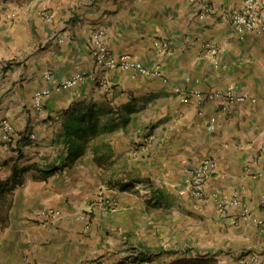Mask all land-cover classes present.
I'll use <instances>...</instances> for the list:
<instances>
[{
    "label": "crops",
    "instance_id": "0c3cea01",
    "mask_svg": "<svg viewBox=\"0 0 264 264\" xmlns=\"http://www.w3.org/2000/svg\"><path fill=\"white\" fill-rule=\"evenodd\" d=\"M201 1L205 18L191 0H0V179H21L0 264H242L240 254L264 253V31L235 30L229 13L243 0ZM99 28L115 56L160 65L167 81L97 66ZM79 72L78 85L58 89ZM229 87L250 98L223 110L182 100ZM42 89L51 94L37 108ZM92 104L105 130L70 157L72 110ZM208 157L216 168L196 198L189 172ZM100 188L117 204L106 215Z\"/></svg>",
    "mask_w": 264,
    "mask_h": 264
},
{
    "label": "built area",
    "instance_id": "2783aa9c",
    "mask_svg": "<svg viewBox=\"0 0 264 264\" xmlns=\"http://www.w3.org/2000/svg\"><path fill=\"white\" fill-rule=\"evenodd\" d=\"M193 3H199L202 12L200 18H205V14L210 11V6L201 0H191ZM264 2L261 0H243L239 8L233 9L229 13V19L234 26L235 30L241 34L246 32H263L264 31ZM158 50L171 53L170 44L167 41H161L157 43ZM205 52L214 57L216 60L220 52L219 47L212 43L207 42L205 45ZM92 54L94 60L100 68L103 69H121L130 72H142L144 75L154 78H163L167 81L166 74L162 70L160 65L151 67L130 53H124L120 56H115L111 51L107 43V33L104 28L95 30L92 34ZM84 76L83 72L76 73L75 75L63 80L58 84V89H68L74 87L80 83ZM51 94L50 89L38 90L34 96V105L39 108L42 106L45 98ZM198 97L204 100L214 102V104L225 109L229 104L240 103L248 100L250 97L245 93H237L234 87H229L223 91H212V92H200V91H185L182 94L183 101H189L190 99ZM217 122V118H211L210 127H213ZM5 130L10 129L8 121H3ZM32 139H37L35 133H31ZM216 168V160L214 158H205L197 166L192 168L189 172L188 177V189L191 194L196 198H203L206 193V188ZM233 201L239 202L237 195L234 196ZM97 203L103 214H108L116 209V201L113 197L105 192L104 188H100L97 196ZM60 211L49 209L45 211V215H52L58 217ZM90 224H87L89 227ZM240 260L246 264H264V253L263 254H240ZM149 260L139 262H129L127 264H149ZM87 264H95V261L87 262Z\"/></svg>",
    "mask_w": 264,
    "mask_h": 264
},
{
    "label": "trees",
    "instance_id": "16d2710c",
    "mask_svg": "<svg viewBox=\"0 0 264 264\" xmlns=\"http://www.w3.org/2000/svg\"><path fill=\"white\" fill-rule=\"evenodd\" d=\"M96 105L92 104L88 107L87 112L81 109L72 110V119L70 118V124L74 126L76 123L77 127L73 129L70 135L74 136L70 139V157L78 155L82 151V139L86 136L87 133L95 135L100 128L102 131L105 130V125L102 122V116L104 112L96 110ZM103 112V113H102ZM18 173H15L11 178L2 180L0 179V228L3 229L8 225L10 210L13 206V196L15 187L21 183ZM171 264H204L201 260L192 259V258H181L174 261Z\"/></svg>",
    "mask_w": 264,
    "mask_h": 264
},
{
    "label": "rangeland",
    "instance_id": "374dc122",
    "mask_svg": "<svg viewBox=\"0 0 264 264\" xmlns=\"http://www.w3.org/2000/svg\"><path fill=\"white\" fill-rule=\"evenodd\" d=\"M242 264H246V263H242Z\"/></svg>",
    "mask_w": 264,
    "mask_h": 264
}]
</instances>
